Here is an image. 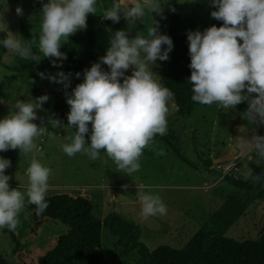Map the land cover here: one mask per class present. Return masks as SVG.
<instances>
[{"label": "clouds", "instance_id": "obj_1", "mask_svg": "<svg viewBox=\"0 0 264 264\" xmlns=\"http://www.w3.org/2000/svg\"><path fill=\"white\" fill-rule=\"evenodd\" d=\"M168 0H117L102 12V18L118 23L121 14L129 22L142 20L151 15L152 24L147 36H130L125 30H117L109 38L105 55L83 71V81L65 91L69 106L67 125L59 119L48 117L52 128H75L68 137L70 143L62 145L69 157L86 154L92 161L101 152L115 163L117 171L131 176L140 170V158L157 135L167 134L169 102L174 93L157 79L151 69L157 60L167 61L173 49L172 39L159 31L155 13L164 18V5ZM215 10L211 17L222 21L200 30L187 33L190 56L189 77L192 100L203 105L217 104L224 109H235L247 103L242 116L249 124H264V0H209ZM97 0H47L42 3V19L38 41L17 38L8 31L3 14L8 10V0H0V32L6 36L0 44L11 54L25 61L39 62L48 58L54 67H61L66 54L60 51L61 44L77 31L87 28V17L96 14ZM169 10L175 12L170 4ZM23 15L20 6L15 8ZM34 47L38 49L34 51ZM103 65L107 66L105 70ZM128 70L131 74L127 75ZM43 79L61 84L68 89L70 73L56 74L39 72ZM80 77L81 73H75ZM34 83V81H32ZM49 99L47 94L32 101L17 100L0 118V152L19 149L20 153L41 152L36 140L49 131L37 115ZM41 120L38 125L34 123ZM89 124L91 131L89 133ZM89 134L90 142L85 139ZM245 155L253 160V153L264 160V135L253 134L247 141ZM157 155H163L160 149ZM11 161L0 157V229L15 232L20 224L19 214L24 209L25 199L35 206L36 215L48 208L46 195L52 170L31 159L27 168L26 192L9 185L11 177L5 174ZM253 183L264 180V174L250 170L244 177ZM126 188V185H122ZM141 215L144 217L167 214V205L159 195L139 193Z\"/></svg>", "mask_w": 264, "mask_h": 264}, {"label": "rangeland", "instance_id": "obj_2", "mask_svg": "<svg viewBox=\"0 0 264 264\" xmlns=\"http://www.w3.org/2000/svg\"><path fill=\"white\" fill-rule=\"evenodd\" d=\"M46 2L47 0H8V10L3 14L8 31L26 41L32 35L38 39L42 19L40 11L42 3ZM114 2L117 0H97V5L103 12ZM169 4L188 23L193 24V28L188 32H203L202 17L212 8L209 0H168L164 5V18L152 14L154 20L159 22V31L166 35ZM17 6L23 9L22 16L16 14ZM151 24L152 18L148 13L142 20L135 22H128L121 14L118 30H125L130 36H147ZM115 31L117 30L112 26H96L94 62H98L99 58L105 55L109 38ZM67 43H62L60 48L65 54ZM15 56L5 49L1 54V61L8 63ZM38 64L53 66L48 58L43 57ZM164 65L165 61L157 60L151 70L160 77ZM102 67L108 70L106 65L102 64ZM126 74L130 75L131 70ZM72 88L74 87L69 86L65 90L62 85L56 83L43 85L44 94H47L49 99L45 102L43 110H37V115L48 126L49 131L35 141L42 149L41 152L34 151L27 156L20 153L19 149L0 152V157L11 161V167L5 172L11 177L9 184L21 192H26L27 168L35 157L42 165L52 170L47 195L65 192L71 196H84L92 203L91 212L95 217L101 219L106 213L113 211L123 219L137 223L140 227L139 239L149 249L159 244L180 247L233 190L221 176L206 172L200 166L199 158H217L233 146L235 151L230 160L213 162L210 167L242 180H246L244 177L250 170L253 174H264V160L253 153L254 159L248 161L245 155L248 139L253 134L264 135V124L257 123L254 127L240 124V117L236 112L238 105L235 109H224L217 104L209 106L198 103L185 122L178 115L173 102H169L167 131L171 130L177 135V144L186 158L199 164L196 169L182 162L158 139H154L151 146L144 150L139 161L140 170L131 176L117 171L115 163L105 152H101L95 161L84 153L69 157L63 152L62 145L71 142L68 137L74 135L75 128H52L48 117L59 119L62 124L67 125V119L58 116V109L66 111L69 107L65 91L70 94ZM35 98L21 83L17 73L0 65V118L15 110L12 105L17 100L29 102ZM246 109L247 106L244 110ZM34 123L39 125L41 120L38 119ZM90 131L89 124V133ZM85 139L90 142L89 134H86ZM160 149L164 150L163 155L156 154ZM263 182L264 180L259 183ZM139 193L159 195L167 205V214L142 216ZM29 204L26 197L24 209L19 214L20 224L14 232L18 239L16 248L9 237L0 230V254L9 264H36L38 256L49 249L55 239L66 230L59 221L48 219L35 225L31 220ZM263 229L264 198H259L246 207L224 235L236 240L253 239ZM100 238L105 264H125L124 259L113 251L114 237L104 227H101ZM132 257H136L135 251L128 259ZM72 264L87 263L80 256L73 254Z\"/></svg>", "mask_w": 264, "mask_h": 264}, {"label": "trees", "instance_id": "obj_3", "mask_svg": "<svg viewBox=\"0 0 264 264\" xmlns=\"http://www.w3.org/2000/svg\"><path fill=\"white\" fill-rule=\"evenodd\" d=\"M109 5V4H108ZM96 14L87 17V28L69 37L64 64L57 68L52 65H42L37 62L25 61L18 56L8 63L1 61V54L5 48L0 44V65L17 73L22 84L31 91L35 97L44 95L43 85L55 83L47 78H41L38 73L56 74L58 71L70 73V87L83 81V71L94 63V37L97 25L112 26L118 30L119 22L102 18V11L98 5ZM208 10L202 17L204 29L215 24L221 26L222 21L211 17ZM193 24L181 17L176 11H170L167 17L166 32L173 41V49L169 59L165 61L161 72L160 83L174 93L172 100L178 115L186 122L193 109L198 105L192 100V86L189 81L191 69L188 52L187 32ZM6 36L0 32V40ZM38 41V39H36ZM34 51L38 49L34 47ZM39 54V53H38ZM81 73L76 77L75 73ZM34 81V83L32 82ZM61 85L59 83H56ZM45 106V103L43 104ZM247 103L237 107L239 122L248 127L249 124L242 116ZM66 111L58 109V116L67 119ZM177 135L169 130L164 136L157 135L160 140L185 164L198 168L199 164L186 158L177 144ZM200 166L206 172L221 176L233 190L222 203L204 220V222L191 234L189 239L180 247L168 244H159L149 249L140 239V227L137 223L125 220L117 213L111 211L101 219L92 212V203L84 196H71L65 192L46 195L48 208L41 215H36L35 206L29 204L31 220L38 225L43 220L59 221L66 227L44 253L38 256L36 264H72V255H78L87 264H105L101 248L100 230L106 228L114 237L113 251L124 259L125 264H264V229L253 239L236 240L224 235L225 231L244 212L246 207L255 199L264 198V182L253 183L251 180H242L211 168L210 158H199ZM10 185V184H9ZM15 188V186L10 185ZM14 243H18L17 236L7 228L0 229ZM135 251L136 257L129 255ZM0 264H9L0 254Z\"/></svg>", "mask_w": 264, "mask_h": 264}, {"label": "water", "instance_id": "obj_4", "mask_svg": "<svg viewBox=\"0 0 264 264\" xmlns=\"http://www.w3.org/2000/svg\"><path fill=\"white\" fill-rule=\"evenodd\" d=\"M233 151H235V149L233 148V146L229 149L228 152H226L225 154H222L220 155L219 157L217 158H211V161L212 163L215 162V163H221V162H224V161H228L230 160V157H232V153Z\"/></svg>", "mask_w": 264, "mask_h": 264}]
</instances>
